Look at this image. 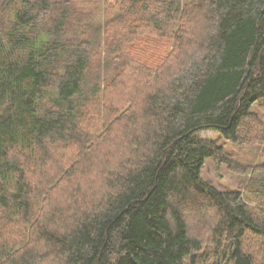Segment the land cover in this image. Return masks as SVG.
I'll list each match as a JSON object with an SVG mask.
<instances>
[{
    "label": "trees",
    "instance_id": "trees-1",
    "mask_svg": "<svg viewBox=\"0 0 264 264\" xmlns=\"http://www.w3.org/2000/svg\"><path fill=\"white\" fill-rule=\"evenodd\" d=\"M262 115L264 0H0V264H258Z\"/></svg>",
    "mask_w": 264,
    "mask_h": 264
},
{
    "label": "rangeland",
    "instance_id": "rangeland-1",
    "mask_svg": "<svg viewBox=\"0 0 264 264\" xmlns=\"http://www.w3.org/2000/svg\"><path fill=\"white\" fill-rule=\"evenodd\" d=\"M264 116L262 115V118ZM200 135L207 139L216 141L217 144L223 146L224 150L233 157L237 162L250 166V170L254 172L251 175H244L237 173L230 169L226 164L217 162L212 158H208L203 169L202 176L205 180L209 181L219 189L224 190H244L246 185L251 178H257L259 175H264V170L261 168L264 166V140L260 145L257 144H246L239 145L235 144L229 139H226L216 130H204ZM249 204L255 208L256 213L262 215V209H260L259 202L253 200ZM245 248L251 252L258 264H262L264 261V243L260 238L253 235H249L245 240ZM215 246L210 242L204 246L198 255L200 258V264H212L215 258L213 255Z\"/></svg>",
    "mask_w": 264,
    "mask_h": 264
}]
</instances>
